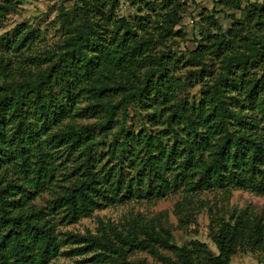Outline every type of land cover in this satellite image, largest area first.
I'll use <instances>...</instances> for the list:
<instances>
[{
  "label": "trees",
  "instance_id": "obj_1",
  "mask_svg": "<svg viewBox=\"0 0 264 264\" xmlns=\"http://www.w3.org/2000/svg\"><path fill=\"white\" fill-rule=\"evenodd\" d=\"M216 2L237 9L241 0ZM129 4L130 15L117 13L118 0L60 7L50 46L33 47L43 32L22 22L0 33V264L59 255L147 264L131 258L137 250L160 264H229L238 248L263 245L264 216L241 210L215 221L216 254L199 241L170 243L162 226L97 220L94 232L60 229L130 198L264 196V8H246L225 33L206 12L205 32L184 55L165 47L177 1ZM10 11L3 0L0 19Z\"/></svg>",
  "mask_w": 264,
  "mask_h": 264
},
{
  "label": "rangeland",
  "instance_id": "obj_2",
  "mask_svg": "<svg viewBox=\"0 0 264 264\" xmlns=\"http://www.w3.org/2000/svg\"><path fill=\"white\" fill-rule=\"evenodd\" d=\"M14 11L8 12L0 19V33L11 30L16 24L33 25L43 32L42 40L33 42V47L54 44L60 32L56 31L57 21L54 16L60 7L69 8L78 0H10ZM119 15H130L136 9L129 4V0H118ZM178 4L179 21L175 25L176 32L166 40L165 47H170L175 53H182L186 49H194L195 40H199L205 32L201 24V17L211 14L221 32H226L234 19H241L245 9L264 8V0H241L239 8L229 9L221 6L217 0H175ZM3 0H0L2 3ZM208 12V13H206ZM210 32L213 29L210 28ZM163 48V47H162ZM184 53V52H183ZM186 55V53H184ZM198 84L189 87V94L196 96ZM130 107L127 122L137 127V119ZM80 122L79 119L75 120ZM82 121V120H81ZM86 121V120H84ZM66 120L64 121V123ZM42 197H46L43 194ZM243 211L255 217L264 216V196L255 195L244 190H204L196 193L184 194L180 191L172 192L154 200L146 198H130L116 205H109L95 210L90 216L84 217L75 223L60 227L62 231L82 234L85 231L94 232L97 229V220L104 223L118 225V227L153 226L165 227L170 232V243L181 246L192 241L206 244L207 249L216 254L217 250L211 239L216 220H226L231 214ZM74 245H64L63 250ZM238 251L231 256L229 264H264V240L261 247ZM161 253H168L161 249ZM132 259L142 260L147 264H160L158 258L148 250H137ZM83 255H59L49 264H90L84 262Z\"/></svg>",
  "mask_w": 264,
  "mask_h": 264
}]
</instances>
